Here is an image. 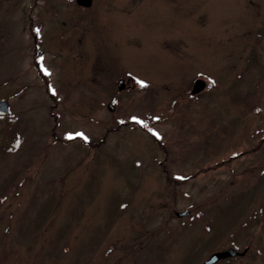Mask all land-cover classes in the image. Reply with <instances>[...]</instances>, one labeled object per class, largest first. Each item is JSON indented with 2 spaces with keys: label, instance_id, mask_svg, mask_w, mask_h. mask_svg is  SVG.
<instances>
[{
  "label": "rangeland",
  "instance_id": "374dc122",
  "mask_svg": "<svg viewBox=\"0 0 264 264\" xmlns=\"http://www.w3.org/2000/svg\"><path fill=\"white\" fill-rule=\"evenodd\" d=\"M5 98L0 264H264V0H0Z\"/></svg>",
  "mask_w": 264,
  "mask_h": 264
},
{
  "label": "water",
  "instance_id": "95a60500",
  "mask_svg": "<svg viewBox=\"0 0 264 264\" xmlns=\"http://www.w3.org/2000/svg\"><path fill=\"white\" fill-rule=\"evenodd\" d=\"M79 3L88 5L92 2V0H78ZM124 85V81L120 80V88ZM205 86V81L202 78H198L194 85H193V91L198 92L199 90L203 89ZM114 104H110V108L113 109ZM10 103L7 98L0 100V113L5 114V112H10ZM189 213L188 209H182V211H177V214L182 216L184 214ZM248 248H245L244 250H239L238 248H235L233 246L227 247L225 250H217L216 252L211 253L208 257L205 258L202 264H214L216 261L220 260L221 258H226L227 256H235L237 254H244Z\"/></svg>",
  "mask_w": 264,
  "mask_h": 264
},
{
  "label": "flooded vegetation",
  "instance_id": "af4514ba",
  "mask_svg": "<svg viewBox=\"0 0 264 264\" xmlns=\"http://www.w3.org/2000/svg\"><path fill=\"white\" fill-rule=\"evenodd\" d=\"M76 1H77V3H79L78 0H76ZM92 2H93V0H92ZM92 2H91L90 4H88V5H87V4L84 5V4H81V3H79V4H80L81 7H88V6H91V5H92ZM128 74H129V73H128ZM129 76H130V79H131L132 81L135 79V76H134V75L132 76L131 74H129ZM119 79H121V80H123L124 82H126L125 79H124L123 77H122V78H119ZM119 79H118V80H119ZM113 97H114V95H113Z\"/></svg>",
  "mask_w": 264,
  "mask_h": 264
},
{
  "label": "snow or ice",
  "instance_id": "6c2138e0",
  "mask_svg": "<svg viewBox=\"0 0 264 264\" xmlns=\"http://www.w3.org/2000/svg\"><path fill=\"white\" fill-rule=\"evenodd\" d=\"M37 33H39V29L36 30ZM46 74L50 75V73H48L46 70H45ZM142 86H143V83H142ZM55 94V93H53ZM79 135H83V134H79ZM72 137H69V139H71ZM86 139V138H85ZM17 146H19V143L17 144Z\"/></svg>",
  "mask_w": 264,
  "mask_h": 264
},
{
  "label": "trees",
  "instance_id": "16d2710c",
  "mask_svg": "<svg viewBox=\"0 0 264 264\" xmlns=\"http://www.w3.org/2000/svg\"><path fill=\"white\" fill-rule=\"evenodd\" d=\"M0 115H2V116H3V114H0ZM5 115H6V114H5ZM5 115H4V116H5Z\"/></svg>",
  "mask_w": 264,
  "mask_h": 264
}]
</instances>
